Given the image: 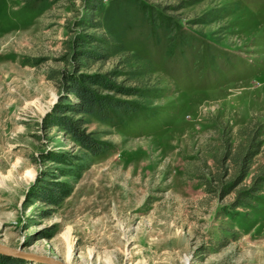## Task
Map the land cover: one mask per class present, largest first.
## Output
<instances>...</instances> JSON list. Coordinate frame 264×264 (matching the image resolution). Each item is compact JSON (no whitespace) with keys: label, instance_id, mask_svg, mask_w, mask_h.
Wrapping results in <instances>:
<instances>
[{"label":"rangeland","instance_id":"rangeland-1","mask_svg":"<svg viewBox=\"0 0 264 264\" xmlns=\"http://www.w3.org/2000/svg\"><path fill=\"white\" fill-rule=\"evenodd\" d=\"M74 81L128 107L65 111ZM0 247L264 264V0H0Z\"/></svg>","mask_w":264,"mask_h":264},{"label":"trees","instance_id":"trees-1","mask_svg":"<svg viewBox=\"0 0 264 264\" xmlns=\"http://www.w3.org/2000/svg\"><path fill=\"white\" fill-rule=\"evenodd\" d=\"M83 51H84L83 54L88 57H95L96 55H98V52L96 50L92 51L90 49H87ZM95 80L104 83V81L100 79H95ZM69 92L73 94L75 102H73L70 105V107L67 108L65 111L77 110L78 112H90V113L97 111L99 113H102L103 111H106V109H110V108L123 109L128 107L125 102H118L114 100L110 101L107 100L106 97L97 95L96 93L93 92V90L89 89L88 87H85V85L81 81H74L70 85ZM61 119L62 120H60V122L66 128H68L72 133L77 135V138L79 140H84V137L82 135L77 134L75 125L72 122L70 121L66 122L64 120V117H62ZM59 190L60 187L59 186L56 187L55 184L52 183L51 186H49V188L45 190V193L48 196H54V197H51V199H43V200L48 203H54L59 201V199L66 194V193H58ZM0 258H2L1 261L5 262L6 264L11 262L8 258H4V257H0Z\"/></svg>","mask_w":264,"mask_h":264},{"label":"water","instance_id":"water-1","mask_svg":"<svg viewBox=\"0 0 264 264\" xmlns=\"http://www.w3.org/2000/svg\"><path fill=\"white\" fill-rule=\"evenodd\" d=\"M0 249L2 250V251H4V250H6L5 248H3V247H0ZM7 252H9V251H7ZM57 264H62V263H60V262H56Z\"/></svg>","mask_w":264,"mask_h":264}]
</instances>
